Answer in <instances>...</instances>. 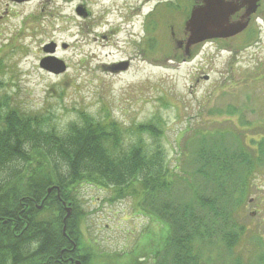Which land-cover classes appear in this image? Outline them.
Here are the masks:
<instances>
[{"label": "rangeland", "instance_id": "obj_1", "mask_svg": "<svg viewBox=\"0 0 264 264\" xmlns=\"http://www.w3.org/2000/svg\"><path fill=\"white\" fill-rule=\"evenodd\" d=\"M165 5L156 9L159 18L171 14ZM136 6V0H52L37 14L34 6L0 0V14L6 11L0 17V103L47 118L57 137L85 119L113 122L118 151L143 145L147 154H160L176 175L172 196H188L178 176L198 190L205 184L193 174L194 141L201 134L206 143L246 150H256L264 137V31L205 44L181 62L173 43L179 38L169 37L154 16L131 17ZM150 8L143 14H152ZM51 45L54 52H44ZM50 56L64 62V73L40 67ZM148 124L154 133L139 130ZM248 174L246 197L233 218L249 234L226 254L220 246H204L200 264H256L264 252L263 162ZM111 192L86 183L75 187L85 213L83 240L101 255L96 264H155L167 227L137 198L109 202ZM201 192L209 196L214 188Z\"/></svg>", "mask_w": 264, "mask_h": 264}, {"label": "trees", "instance_id": "obj_2", "mask_svg": "<svg viewBox=\"0 0 264 264\" xmlns=\"http://www.w3.org/2000/svg\"><path fill=\"white\" fill-rule=\"evenodd\" d=\"M115 126L113 122L85 119L81 126H71L67 133L57 137L47 118L23 116L0 103V212L7 220L9 212L20 203L28 204L31 196L38 206L43 200L42 209L37 212L41 214L36 224L38 257L51 254L54 261L67 243L69 250L75 245L70 253L74 258L81 260L79 253L86 254L82 264H96L101 258L85 243L80 230L85 213L79 209L75 187L82 183L112 189L109 202L137 198L144 212L167 227L166 240L153 259L155 264H200L199 252L204 246H220L226 254L244 233L249 234L233 214L246 197L248 173L255 165H264V137L253 145L256 150L248 148V152L241 145H235V149L230 144L225 146L223 141L206 143L207 136L201 134L194 141L197 145L193 160L197 168L193 174L204 179V188L198 190L178 176L189 194L172 196L174 171L166 168L160 154H147L143 145L118 151ZM139 130L155 132L150 124L140 126ZM209 185L214 192L206 196L201 191ZM51 186H57L61 201L71 205L65 237L55 191L44 199ZM58 212L60 216H56ZM5 227L8 234L0 241V264H30V228L12 238L10 225ZM11 257L14 258L10 260ZM36 262L42 263L39 258ZM234 264L240 263L236 260ZM256 264H264V252L257 257Z\"/></svg>", "mask_w": 264, "mask_h": 264}, {"label": "flooded vegetation", "instance_id": "obj_3", "mask_svg": "<svg viewBox=\"0 0 264 264\" xmlns=\"http://www.w3.org/2000/svg\"><path fill=\"white\" fill-rule=\"evenodd\" d=\"M52 0H7L8 6H34L35 13H44L46 4L50 3ZM55 1V0H54ZM124 1V0H117ZM136 0L137 6L135 12H132L131 17L135 16L139 18H146L154 16L158 20L156 24L161 25V29L167 32L169 37H177L179 39L174 40V46L180 51L181 55L179 59L181 62H187L190 60L195 51L198 48H202L205 44H211L216 41L228 42L233 38L237 37H248L255 34H259L264 31V0ZM151 4L149 12L152 14L145 13L148 5ZM165 5V8H169L171 14L166 17L159 18L160 14L157 13L156 9L158 6ZM142 5V6H141ZM208 5L217 13L221 15L223 21L224 32L221 34L232 36L224 39H209L198 44H188V39L193 34L190 32L195 25L190 23L191 16L194 12L201 10ZM209 7V8H210ZM149 10V9H148ZM145 12V11H144ZM83 10L80 8L79 15L83 14ZM134 13V15H133ZM6 15V11L0 14V17ZM218 16V17H219ZM148 27V26H147ZM149 29V28H148ZM148 31V30H147ZM236 32V33H233ZM52 192V191H51ZM50 192V193H51ZM48 196V195H47ZM45 195L44 199L47 197ZM57 200L60 202L61 199ZM22 199L19 200V203ZM38 203L35 201V197L31 196L29 198L28 204L20 203L15 207L14 211L9 212L7 220L4 218L3 213L0 212V241H3L4 236H7L6 225H10V234L13 238H18L27 227H29V258L30 264H37V258L42 262L41 264H76L79 262L83 263V260L87 259L86 254L79 253L81 260L74 258L70 253L75 250V245H72V249L69 250L67 243H64V248L59 252L58 257L52 261V255L39 256L36 254V224L37 217L41 216L38 211H41L43 200ZM62 210V218L65 216V211L60 204ZM2 210V208H1ZM60 216V212L56 214ZM62 222V220H61ZM16 230V231H15ZM65 234V232H64ZM63 234L62 227V235ZM26 239V237H25ZM4 242L1 244L3 245ZM15 257V256H14ZM14 257H11L12 260ZM79 257V256H75Z\"/></svg>", "mask_w": 264, "mask_h": 264}, {"label": "water", "instance_id": "obj_4", "mask_svg": "<svg viewBox=\"0 0 264 264\" xmlns=\"http://www.w3.org/2000/svg\"><path fill=\"white\" fill-rule=\"evenodd\" d=\"M209 7L210 6L208 5V7L198 10L192 14L190 23L195 26L193 27V29L190 30V32H192L193 34L188 39V44H198L209 39H224L233 35V34H229V35L221 34L222 32H224L222 26L224 19H221L220 18L221 15L220 16L217 15V13L211 7L210 8ZM44 52H48L52 54L54 52V45L47 46L46 48H44ZM125 66L126 64H124L123 69H125ZM40 67L43 70L52 72L54 74H62L65 71L64 62L51 56L43 59L40 63ZM116 68L117 67H114V69ZM205 78L207 79V77ZM52 190L56 191V197L60 199L59 189L58 187L55 186L49 187L46 190V196L49 195ZM61 205L65 211V216L62 220L64 225L63 226V234H64L65 222L71 213V205L69 203L65 204L64 202H61ZM263 239H264V234H263ZM76 264H80V263L76 262Z\"/></svg>", "mask_w": 264, "mask_h": 264}, {"label": "bare ground", "instance_id": "obj_5", "mask_svg": "<svg viewBox=\"0 0 264 264\" xmlns=\"http://www.w3.org/2000/svg\"><path fill=\"white\" fill-rule=\"evenodd\" d=\"M142 6V5H141ZM107 15H108V13H107Z\"/></svg>", "mask_w": 264, "mask_h": 264}]
</instances>
